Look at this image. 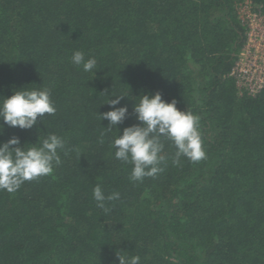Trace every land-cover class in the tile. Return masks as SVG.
<instances>
[{
    "label": "trees",
    "instance_id": "16d2710c",
    "mask_svg": "<svg viewBox=\"0 0 264 264\" xmlns=\"http://www.w3.org/2000/svg\"><path fill=\"white\" fill-rule=\"evenodd\" d=\"M242 2L0 0V96L47 88L56 108L30 130L5 125L0 142H65L51 174L0 190V264H118L116 252L140 264H264V86L249 93L230 75L245 40ZM74 51L96 69L73 65ZM156 91L199 116L206 158L174 165L164 141L162 171L132 181L111 142L134 119L101 143L108 122L96 113L113 95L131 112ZM96 185L120 194L108 213Z\"/></svg>",
    "mask_w": 264,
    "mask_h": 264
},
{
    "label": "clouds",
    "instance_id": "9594fccd",
    "mask_svg": "<svg viewBox=\"0 0 264 264\" xmlns=\"http://www.w3.org/2000/svg\"><path fill=\"white\" fill-rule=\"evenodd\" d=\"M70 59L73 65L84 72H93L97 66V59H86L83 51H74ZM112 97L115 98H108L103 104L110 110L96 113L100 121L108 122L106 127H101L100 142L103 143V137L113 128L116 129L117 125L134 119L135 122L124 127L122 133L111 142V147L115 149L114 158L123 164L132 165V181H142L162 171L159 165L164 159L161 156L164 141H170L176 149L172 160L174 165H179L181 158L190 162L206 158L199 116L178 109L176 99L166 101L160 91L145 92L138 96L137 102H133L129 112L127 105L117 107L126 98L124 95ZM55 112L49 89L21 86L8 97L0 96V134L5 125L30 130L37 124L38 117L43 119L45 115L51 116ZM64 148V140L54 133L37 138V142L31 145H21L16 136L0 142V190L14 193L25 182L51 174L54 167L62 163L58 150ZM92 196L96 206L105 213L110 211L106 202L120 199L118 192L106 196L100 185L93 188ZM115 256L118 264H140L141 260L139 255L125 256L116 252Z\"/></svg>",
    "mask_w": 264,
    "mask_h": 264
},
{
    "label": "built area",
    "instance_id": "2783aa9c",
    "mask_svg": "<svg viewBox=\"0 0 264 264\" xmlns=\"http://www.w3.org/2000/svg\"><path fill=\"white\" fill-rule=\"evenodd\" d=\"M237 13L245 40L230 75L241 90L256 93L264 86V4L254 9L250 0H243Z\"/></svg>",
    "mask_w": 264,
    "mask_h": 264
}]
</instances>
